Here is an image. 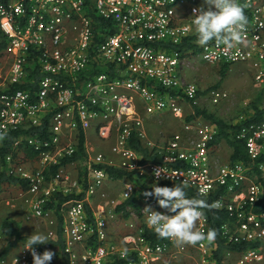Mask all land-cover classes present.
Listing matches in <instances>:
<instances>
[{
  "label": "built area",
  "instance_id": "obj_1",
  "mask_svg": "<svg viewBox=\"0 0 264 264\" xmlns=\"http://www.w3.org/2000/svg\"><path fill=\"white\" fill-rule=\"evenodd\" d=\"M236 2L248 5V24L244 43L229 49L215 41L202 47L196 37L192 46L184 44L196 36L193 9L207 10L204 0H0L6 39L0 51V145L16 131L11 146L25 142L37 151L39 162L27 167L8 152L5 167L27 180L20 193L27 194L31 216H49L54 207L47 201L67 196L59 210L62 244L34 246L41 255L55 253L50 264H264V115L245 122L240 114L232 121L238 124L234 136L244 141L247 159L225 162L215 152V124L185 118L203 96L217 102L226 95L218 87L202 94L195 81L186 79L183 67L191 58L247 63L253 80L264 88V0ZM17 83L27 85L13 88ZM164 113L181 126L152 140L144 118ZM79 128L85 134V168L73 176L60 162L73 154ZM89 128L112 140L110 157L92 152L86 140ZM134 135L154 148L161 161L142 160L129 145ZM106 165L130 175L114 177ZM157 168L163 172L159 179L153 172ZM115 180L123 184L119 202L132 199L119 211L114 209L119 202H106L104 187ZM183 180L199 195L212 196L216 209L226 213L219 232L234 248L222 250L221 263L213 257L216 239L178 248L170 239L146 235L154 232L146 223V207L172 213L137 191V182L174 187ZM54 215L56 228L49 240L57 239ZM120 216L125 217L117 221L122 226L115 228ZM196 227L206 232L204 213ZM0 264H33L26 241Z\"/></svg>",
  "mask_w": 264,
  "mask_h": 264
},
{
  "label": "rangeland",
  "instance_id": "obj_2",
  "mask_svg": "<svg viewBox=\"0 0 264 264\" xmlns=\"http://www.w3.org/2000/svg\"><path fill=\"white\" fill-rule=\"evenodd\" d=\"M202 2V0H201ZM222 63H206L200 58H191L190 62L183 67L184 76L188 80H193L197 83L202 94L216 86L226 92V95L219 99L217 102L210 101L206 96L200 100L199 106L206 112H210L215 116L222 118L225 121H233L238 115H247L253 111V106L257 105L259 108L264 107V88H260L253 80V75L249 64L244 62H234L227 64L225 75L220 78V68ZM171 116V115H170ZM167 115H151L144 118V125L146 128V136L152 140H160L170 136L174 131L178 130L181 126V121L171 118ZM201 121L209 122L203 116L199 115ZM86 140L89 142V147H93L92 152H102L105 157H110L109 145L111 139H101L92 128H89L86 135ZM215 152L219 155V160L225 162L229 160L230 147L224 140H220L215 146ZM33 166L38 165L37 159L33 158ZM1 165V164H0ZM73 176L83 172L85 168V160H74L66 164ZM48 180H45V185ZM123 186L122 182L115 180L108 182L104 187L106 190V202L110 205L119 202L118 194L120 188ZM21 190L15 184H3L0 186V223L5 218H15L19 221L20 233L25 238L17 241L13 245L14 251L16 246L24 243L27 237L33 233H43L49 235L56 228L55 215L53 212L47 217H35L29 215L28 206L21 198ZM54 211V210H53ZM29 215V216H28ZM116 218L115 223L118 224L119 219ZM120 223L115 228H120ZM5 238H0V250L6 244Z\"/></svg>",
  "mask_w": 264,
  "mask_h": 264
},
{
  "label": "clouds",
  "instance_id": "obj_3",
  "mask_svg": "<svg viewBox=\"0 0 264 264\" xmlns=\"http://www.w3.org/2000/svg\"><path fill=\"white\" fill-rule=\"evenodd\" d=\"M208 5L193 9V25L197 36V44L206 47L209 42L215 41L217 46L224 45L232 48L244 43V32L248 24L244 8L236 0H204ZM213 7L215 10H213ZM157 179L161 178L162 170H153ZM187 182L182 181L174 187L154 186L152 191L144 192L146 198L154 197L159 206L172 215L155 211L151 206L144 210L149 212L146 223L153 229L158 237L170 239L180 248L184 246H196L203 242L212 244L217 236L215 229H209L207 233L197 229V221L203 215L201 209L217 208L218 202L208 204L203 199L188 198L185 192ZM203 194V189H201ZM50 235L33 233L27 237L26 249L31 251L33 264H50L55 253L45 250L43 254L37 253L34 246L48 243Z\"/></svg>",
  "mask_w": 264,
  "mask_h": 264
},
{
  "label": "trees",
  "instance_id": "obj_4",
  "mask_svg": "<svg viewBox=\"0 0 264 264\" xmlns=\"http://www.w3.org/2000/svg\"><path fill=\"white\" fill-rule=\"evenodd\" d=\"M197 40V36L193 37H187L184 40V44L187 46H192V38H195ZM6 44V39L3 34V32L0 29V51L1 48L5 47ZM1 54V52H0ZM100 69V68H99ZM98 69V70H99ZM107 70L106 68H104ZM227 69V64H222L220 68V78H222L225 75V71ZM33 77H36L35 73L34 75L31 74ZM27 83H22V84H14L12 85L13 88H19V87H25ZM211 87H217L216 84L215 86ZM202 93V91L200 90ZM253 111L248 113L244 119V121H254V120H259L263 117L264 115V107L259 108L257 105L253 106ZM191 109H188V113L185 115L186 119H190L192 116L199 117V115L203 116L205 119H207L209 122L215 124L217 127V132L214 137V144H217L220 140H224L227 145L230 147V155H229V160H239V159H247V154L244 149V141L242 139H238L234 136V129L238 126L237 123H232L231 121H225L222 118L213 115L210 112H206L202 107L199 105L194 106V112H190ZM46 124V123H44ZM38 127L31 128L32 131H37ZM17 132H10L6 134V136L3 138L2 144L0 145V186L3 184H15L18 185L19 189L21 191H25L28 187V182L26 179L19 178L15 176L14 174L10 173L6 167H5V155L8 152H12L13 159L15 162L21 163L27 167H33L34 163H32V159L35 158L37 159V151L34 150L31 146L25 144V142H21L17 148H13L11 146V142L13 140V136ZM85 141V134L82 129L79 128L78 130V136H77V142H76V148L71 156L68 157H63L61 159L60 164L66 165L69 162H72L74 160H85V151H84V144ZM213 144V143H212ZM129 145L132 146L134 149L139 151L142 156V160H152V161H161V158L159 154L154 150V148H151L150 146L147 145L146 141L144 139H140L137 136H132L129 139ZM58 164H54L51 168L50 171L55 169ZM107 171L113 175L114 177H122V176H129L130 173L111 166V165H106ZM158 186H165V184H161ZM154 185L151 183H140L139 181L137 182V191H152ZM185 192L188 198H198V199H203L205 200L208 204H212V196H202L199 195L195 189L191 187H186ZM21 195V198L24 200V204L27 206V203L25 201V196L27 194ZM67 196L60 195L58 198L57 202L54 203L53 200L47 201V206L48 207H54V212L57 215V239L55 240H49L48 243H59L60 245L62 244V238H61V232H60V222H61V215L59 213L60 210V203L61 201L66 198ZM128 203H132V199L128 198L125 201L119 202L116 204L114 209L116 211H119L125 207ZM203 213L207 217V222H208V227L205 233L209 229H215L217 232L216 236V242H217V247L215 249V252L213 254V257L215 258L216 263H221L222 262V250L224 248L232 247L234 246L227 245L224 243V240L220 236L219 232V224L220 222L225 218L226 213L223 210H218L216 208L213 209H208L204 208L202 209ZM126 215V212L123 213V216ZM20 225L19 221L16 220L15 218H5L1 221L0 223V238H5L6 244L2 247L0 250V259L4 256H6L10 250H12L13 245L17 243V241H20L21 239L23 240L25 238L24 235L20 233ZM151 240L158 239L160 237L157 236V234L154 232H149L147 231L146 234ZM17 247V246H16ZM15 247V248H16ZM12 248V249H11Z\"/></svg>",
  "mask_w": 264,
  "mask_h": 264
},
{
  "label": "crops",
  "instance_id": "obj_5",
  "mask_svg": "<svg viewBox=\"0 0 264 264\" xmlns=\"http://www.w3.org/2000/svg\"><path fill=\"white\" fill-rule=\"evenodd\" d=\"M163 115H167V113H164ZM171 114H169V116H170ZM150 117V116H149ZM171 118H174L173 116H170ZM146 118H148V117H146ZM175 119H177V118H175ZM177 120H179V119H177ZM180 121V120H179ZM144 130L146 131V128H145V125H144ZM112 142V141H111Z\"/></svg>",
  "mask_w": 264,
  "mask_h": 264
}]
</instances>
